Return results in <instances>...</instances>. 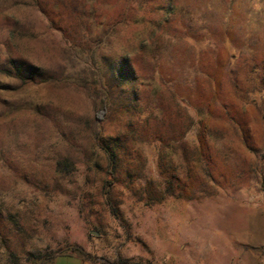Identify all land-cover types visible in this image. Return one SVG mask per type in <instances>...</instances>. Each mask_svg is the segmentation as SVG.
Returning a JSON list of instances; mask_svg holds the SVG:
<instances>
[{"label":"rangeland","instance_id":"rangeland-1","mask_svg":"<svg viewBox=\"0 0 264 264\" xmlns=\"http://www.w3.org/2000/svg\"><path fill=\"white\" fill-rule=\"evenodd\" d=\"M65 256L264 264V0H0V264Z\"/></svg>","mask_w":264,"mask_h":264},{"label":"trees","instance_id":"trees-1","mask_svg":"<svg viewBox=\"0 0 264 264\" xmlns=\"http://www.w3.org/2000/svg\"><path fill=\"white\" fill-rule=\"evenodd\" d=\"M109 170H108V179L107 185L111 186L116 181V168H117V159L116 154L113 151H109Z\"/></svg>","mask_w":264,"mask_h":264},{"label":"crops","instance_id":"crops-1","mask_svg":"<svg viewBox=\"0 0 264 264\" xmlns=\"http://www.w3.org/2000/svg\"><path fill=\"white\" fill-rule=\"evenodd\" d=\"M65 257H73V258H75V260H76V263L75 264H87V260H82L81 258H79V257H74V256H65ZM60 259H61V257L60 258H58L56 261H55V263L54 264H58V262L60 261ZM93 264H98V263H95V262H92ZM64 264V263H63ZM65 264H68V263H65Z\"/></svg>","mask_w":264,"mask_h":264},{"label":"water","instance_id":"water-1","mask_svg":"<svg viewBox=\"0 0 264 264\" xmlns=\"http://www.w3.org/2000/svg\"><path fill=\"white\" fill-rule=\"evenodd\" d=\"M87 264H93L92 262H87Z\"/></svg>","mask_w":264,"mask_h":264}]
</instances>
